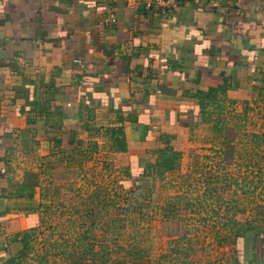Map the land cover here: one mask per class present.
<instances>
[{
    "label": "crops",
    "instance_id": "crops-1",
    "mask_svg": "<svg viewBox=\"0 0 264 264\" xmlns=\"http://www.w3.org/2000/svg\"><path fill=\"white\" fill-rule=\"evenodd\" d=\"M261 80L264 0H0V264L35 227L51 167L105 141L134 183L162 135L182 152L212 100L253 107Z\"/></svg>",
    "mask_w": 264,
    "mask_h": 264
},
{
    "label": "rangeland",
    "instance_id": "rangeland-1",
    "mask_svg": "<svg viewBox=\"0 0 264 264\" xmlns=\"http://www.w3.org/2000/svg\"><path fill=\"white\" fill-rule=\"evenodd\" d=\"M246 107L212 100L205 127L168 154L171 169L139 190L105 141L51 167L35 227L8 245L11 264H236L240 226L264 228V99L244 117Z\"/></svg>",
    "mask_w": 264,
    "mask_h": 264
},
{
    "label": "trees",
    "instance_id": "trees-1",
    "mask_svg": "<svg viewBox=\"0 0 264 264\" xmlns=\"http://www.w3.org/2000/svg\"><path fill=\"white\" fill-rule=\"evenodd\" d=\"M261 84L263 85L259 92V97H264V80H261ZM226 90V87L223 86L221 89L217 91H210L208 94L209 98H213L214 95L218 94V92H223ZM203 96V95H201ZM208 98V99H209ZM201 107L203 110H205V104L201 103ZM248 107V105H247ZM244 110V117L247 115L248 109ZM209 116V115H207ZM111 133V142H112V149L116 153H125L128 150V143H127V137L125 134V131L122 127L115 128L113 130L109 131ZM173 140V136L171 135H162L160 138V142H162L165 145V148L161 150L159 161H157L156 164H147L144 167V171L142 174V177H138L135 179V182L133 183V187H135V190L141 189V185H136L137 183H144V178H149L151 175H153V171H160V172H166L164 171V165L166 170H170L173 166V160L172 157L168 156L169 153H171L173 156H178V153L174 152L173 147L171 146V142ZM131 176V175H130ZM133 179V177H131ZM135 192V191H134ZM233 223V227H235V224H238L235 221H230ZM230 224V223H229ZM244 225L240 226V229L242 228V232L238 233L236 235L235 242L240 245L237 251V257H235V263L236 264H244V260L246 257H253V262L256 264H264V249H262V244L264 245V228H257L249 225L246 229H244ZM232 229H230L231 231ZM252 232L254 235L252 236L250 234ZM26 239V238H25ZM235 243V244H236ZM23 247L27 248L28 242L27 240L24 241L22 244ZM13 262V258H9L7 261L4 262V264H11Z\"/></svg>",
    "mask_w": 264,
    "mask_h": 264
}]
</instances>
